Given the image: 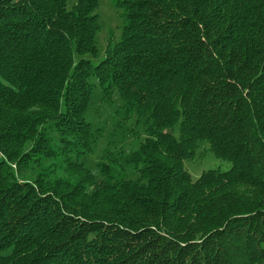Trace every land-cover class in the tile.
Instances as JSON below:
<instances>
[{"label": "trees", "instance_id": "obj_1", "mask_svg": "<svg viewBox=\"0 0 264 264\" xmlns=\"http://www.w3.org/2000/svg\"><path fill=\"white\" fill-rule=\"evenodd\" d=\"M114 5L93 65L97 0H0V264H264V0ZM91 78L120 103L94 173ZM204 145L231 167L192 181Z\"/></svg>", "mask_w": 264, "mask_h": 264}, {"label": "rangeland", "instance_id": "obj_2", "mask_svg": "<svg viewBox=\"0 0 264 264\" xmlns=\"http://www.w3.org/2000/svg\"><path fill=\"white\" fill-rule=\"evenodd\" d=\"M97 1L98 7L96 13L98 15V24L100 26V30L98 32V38L96 41L99 54L96 59H90L93 65L104 58V50L106 49L109 37L112 38L113 44L119 41L123 27L122 11L115 7L114 0ZM89 83L92 85L93 90L90 102L91 107L86 114V120L91 124L93 123L94 127H103L105 130L102 137L98 139L96 145L93 147L92 152L83 156L81 159V162L88 169H90L92 173H94L96 171L95 166L99 161H101L100 157L102 152L105 147H107L106 145L109 134L114 131L116 132L117 130L116 122L118 117L116 112L118 111L120 103L118 102L119 98L116 92L113 93L114 102H111V104L103 103L101 101V91L96 79L91 78ZM128 126L131 127V123H129ZM135 129L136 130H134V132L136 135L134 136L133 133L131 134L130 132L127 133L126 137L121 139L122 142L119 141L116 143L117 148L123 147L126 153H129L137 148L139 139L143 140V136L140 127ZM119 133L120 132L117 131V134ZM207 148V145H204L196 151L194 158L185 160L183 162V168L189 174L192 181L197 180L205 171L220 170L221 172H225L231 167L230 163L214 158L210 150ZM32 172L35 173L36 169H30L26 171L25 175L30 177ZM126 174L128 177L134 176V173L130 168H126Z\"/></svg>", "mask_w": 264, "mask_h": 264}]
</instances>
